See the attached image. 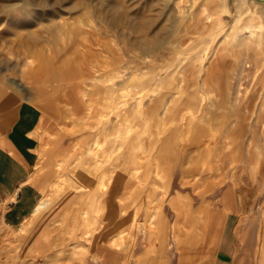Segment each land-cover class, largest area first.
Instances as JSON below:
<instances>
[{
  "label": "rangeland",
  "instance_id": "rangeland-1",
  "mask_svg": "<svg viewBox=\"0 0 264 264\" xmlns=\"http://www.w3.org/2000/svg\"><path fill=\"white\" fill-rule=\"evenodd\" d=\"M193 3L0 0V131L40 108L42 175L0 264H264V51Z\"/></svg>",
  "mask_w": 264,
  "mask_h": 264
},
{
  "label": "crops",
  "instance_id": "crops-1",
  "mask_svg": "<svg viewBox=\"0 0 264 264\" xmlns=\"http://www.w3.org/2000/svg\"><path fill=\"white\" fill-rule=\"evenodd\" d=\"M40 117V108L26 103L18 119L0 131V226L7 230L22 227L42 202ZM217 264H230L223 252Z\"/></svg>",
  "mask_w": 264,
  "mask_h": 264
},
{
  "label": "bare ground",
  "instance_id": "bare-ground-1",
  "mask_svg": "<svg viewBox=\"0 0 264 264\" xmlns=\"http://www.w3.org/2000/svg\"><path fill=\"white\" fill-rule=\"evenodd\" d=\"M20 1H26V0H20ZM225 1L226 0H203V3H201L200 4V6H199V8L198 9H196V11L197 10H199L200 8H201V12L203 13V14H206L207 15V18H210L212 15H211V11H213L214 12V15H213V18H216L217 16H219L220 15V12H219V15H218V12H217V6L219 5L218 3L220 2V4L222 3V8H224V4H225ZM254 2V5H256V8H255V10H253L252 8H251V5H250V3H249V1L248 0H237V9H236V11H237V15H236V17H235V20H234V23H233V25H229V28L230 29H228V31H226L225 32V34L223 35V36H221V37H218V39H217V41H216V43H214L215 45H214V47H213V49L215 48V46L219 43V41L220 40H222L223 38H225V36H227L228 34H230V36H232V32H233V30L235 29V27H236V24H238L239 22H241V21H239V20H241L240 18H241V16H243L244 14H246V12L248 13L249 12V10L251 11V16H249V18H247V19H245L246 21H243V23L241 24V27H239L238 29H239V33L238 34H236L235 36H237L238 35V37L240 38L241 36H243V35H249L248 36V38H247V40L250 42V43H252V42H258V48H255L252 52H253V54L255 55V58H260V60H261V58H262V53H263V51H264V47L263 46H261L263 43H264V20H262L263 19V17H264V3L262 4V3H259V1H257V0H254L253 1ZM196 3H197V0H194V3H193V5L191 6V8H190V11H192V9H194V6L196 5ZM227 3V2H226ZM202 6V7H201ZM212 6H214V8L212 7ZM196 8V7H195ZM223 10V9H222ZM27 11H29V12H31V10H27ZM26 11V12H27ZM195 11V12H196ZM226 11H228L229 12V10H226ZM195 12H189L190 13V15H193ZM223 12V11H222ZM118 13L119 12H117L115 15H113L112 16V20H114L113 22L117 25V26H119L122 22H123V19H122V16H121V14H120V17H116L117 15H118ZM250 13V12H249ZM247 16V15H246ZM220 17H221V15H220ZM121 18V19H120ZM125 19V18H124ZM215 21H216V19H215ZM233 21V20H232ZM212 23H213V21H212ZM218 24V23H217ZM221 24H223L222 22H221ZM228 24V23H227ZM215 26H216V24H214ZM217 27V26H216ZM223 28H224V26H223ZM228 28V27H227ZM226 29V28H225ZM257 33V34H256ZM209 44H211V43H209L208 42V44H207V46L209 45ZM261 46V47H260ZM209 48H210V46H208ZM212 48V47H211ZM210 48V49H211ZM207 51H208V48H207ZM215 54V51L213 52V55ZM206 55H208L209 57H211V50H209V52L208 53H206ZM206 58H207V56H206ZM256 59V60H257ZM249 63V62H248ZM250 64H252V63H250ZM247 65V64H246ZM255 65L256 66H258V61L255 63ZM249 66H251V65H249ZM209 73V75H210V71L208 72ZM238 89V88H237ZM240 92V91H239ZM238 92V93H239ZM91 182V181H90ZM90 182H89V184H90ZM88 183V182H87ZM87 213L85 212V215H86ZM88 221H90L89 220V218L88 217H86V222H88ZM144 230V229H143ZM112 233V232H111ZM110 233V234H111ZM259 236H260V234H259ZM153 242V241H152Z\"/></svg>",
  "mask_w": 264,
  "mask_h": 264
},
{
  "label": "water",
  "instance_id": "water-1",
  "mask_svg": "<svg viewBox=\"0 0 264 264\" xmlns=\"http://www.w3.org/2000/svg\"><path fill=\"white\" fill-rule=\"evenodd\" d=\"M257 1H259V2H261V3H264V0H257Z\"/></svg>",
  "mask_w": 264,
  "mask_h": 264
}]
</instances>
